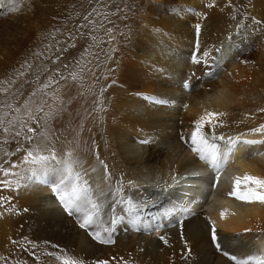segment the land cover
Returning a JSON list of instances; mask_svg holds the SVG:
<instances>
[{"label": "bare ground", "instance_id": "1", "mask_svg": "<svg viewBox=\"0 0 264 264\" xmlns=\"http://www.w3.org/2000/svg\"><path fill=\"white\" fill-rule=\"evenodd\" d=\"M19 1L0 0L1 91L11 85L7 56L42 47L35 41L42 18L21 13ZM132 1L123 8L122 0H103L85 24L86 31L95 25L96 39L77 68L80 84L70 78L28 100L18 113L35 125L0 126V166L10 169L0 172L10 182L0 184V264H63L56 256L84 264H235L232 255L264 254V203L229 195L235 177L264 178V145L244 143L264 138V129L253 131L264 125V0L216 6L218 14L204 20L193 9L213 0ZM52 54L19 69L13 88ZM220 62L229 69L218 79ZM209 112L224 115L205 122L203 133L221 154L231 148L219 173L192 151L195 122ZM28 152H54L55 168L72 163L103 205L98 223L80 227L82 214L70 215L32 175L38 166L24 160ZM247 187L255 185L242 181L240 190ZM103 228L113 229L112 243L94 237L107 238Z\"/></svg>", "mask_w": 264, "mask_h": 264}, {"label": "rangeland", "instance_id": "2", "mask_svg": "<svg viewBox=\"0 0 264 264\" xmlns=\"http://www.w3.org/2000/svg\"><path fill=\"white\" fill-rule=\"evenodd\" d=\"M35 1L38 2L35 3ZM19 2V10L21 13H29V15H36V18H42L40 20L37 19V21L39 20L37 22L38 26L41 25L42 27L40 26V32H38L39 34L35 37V41L37 42L36 44L42 47L41 50L37 52V54L34 51H32L31 53L28 52L32 49L31 47H26L25 50L23 48L22 53L17 57V59L7 56V67L5 69V74L8 78H11V85L9 87H4L5 90L3 91L0 90V126H15L17 121L20 122V125L18 126L35 125L33 123L34 117H32L31 119H28L27 117L22 118V116L18 113L19 110L28 103V100H30L35 94H51L56 90L58 86L60 87V84H62V82L64 83L67 79L70 78H75V82L80 84L81 78L80 74H78L79 69L77 68H80L81 63L83 62V52L91 49L92 44L96 39V32L92 30L95 25L89 28L90 30L88 29L89 31L87 30V32L85 29V24H87L88 22L91 23V21L94 20L93 16H95V14H98V5H100L103 0H20ZM127 2L128 0H122L121 3L123 4V8L125 3ZM212 2H205L201 5L196 6V8L193 9V12H197L199 14V19L204 20L213 16L214 14H218V10L214 8L216 6L219 7L222 11L224 7L229 9L237 4L235 0H225V2L220 1L217 5L215 3V0H213ZM132 3L133 5H135L134 0L132 1ZM5 7H7V5ZM121 12L119 11V13L116 15L117 20L120 19L121 14L123 13ZM229 14L231 15L232 12L228 11V15ZM39 22L41 23L39 24ZM260 43H264V37L262 38ZM8 46L10 50V47L12 48L13 44ZM51 50L53 51V54L49 56V58H46V62L44 61L43 64H39L41 69L37 70L36 73H32L33 76L26 80H23L21 85L14 89L13 86L17 81L16 73L18 72V70H21L18 73H24V69L27 64H29L31 61L38 62V60L43 59L44 53H47V51ZM1 57H3V55ZM28 58H30L29 61ZM238 61L240 62V59H238V57H236L235 59H231V64ZM222 64L223 63L220 62L218 65L220 66ZM223 65L225 67L220 66L216 74V77H218V79H220L219 75L221 74V72H227L229 69L228 64ZM216 69L217 68L215 67V70ZM0 88H2V84L0 85ZM54 98L56 99V102H60L59 98H56V96H54ZM48 102L49 100H46V103ZM44 110L45 108L41 109L42 112ZM23 120L24 122H22ZM263 139L264 138H261V140H259V143L257 144L264 145Z\"/></svg>", "mask_w": 264, "mask_h": 264}, {"label": "snow or ice", "instance_id": "3", "mask_svg": "<svg viewBox=\"0 0 264 264\" xmlns=\"http://www.w3.org/2000/svg\"><path fill=\"white\" fill-rule=\"evenodd\" d=\"M197 30H199V25H197ZM207 55L208 53L205 52L204 56ZM192 59L193 62H198L195 55H193ZM184 86L187 88L189 85L185 83ZM218 115L224 114L209 112L201 116L199 120L195 122L196 128L191 133L192 151L197 153L199 158L209 164L217 173H219L222 165L227 162L231 148H229L227 152L221 154L217 145L209 142L202 129L205 122L212 123V119ZM262 129H264V125H262L261 128L253 129V131L259 132ZM4 130L7 131V129ZM29 131H32V129H29ZM219 139L223 140L224 137L221 136ZM142 142L146 143L147 141ZM229 143L235 144L236 141H232L231 138H229ZM244 143L255 144L259 143V141H244ZM55 159L54 152L51 155H42L38 152L34 155L33 152H28L27 156L24 157L27 163L38 166L35 169H30L32 175L37 178L40 184L49 185L51 187L52 192L56 195L60 204L70 215L74 213L82 214L80 222L81 228H87L89 225L98 223L97 218L99 217L103 205L93 199L91 186L86 180H82L79 172L74 171L71 162H66L63 168L52 167L49 162L55 161ZM13 167H15V165H13ZM0 172L8 176L10 169L0 166ZM242 181L246 184L255 185V187H247L244 191H241L240 184ZM234 182V189L229 195L235 196L237 199L246 202L260 201L264 203V191H258V189H264V178L245 173L243 177H235ZM0 184H3L5 187L10 186V182L7 180L0 181ZM118 191H120V189H118ZM120 203H124V201H120ZM127 204L129 205L128 210H131V207L134 206L130 199L127 201ZM117 222L118 220L115 218L111 220L112 224ZM103 231L109 233L107 238L102 237L99 231L93 234L94 237L101 243H112L111 232L113 229L103 228ZM160 239L164 240V237H160ZM212 239L214 242L218 241L214 224L212 226ZM166 242L165 240V243ZM216 246L219 248V243H217ZM50 255L55 256L56 254L51 253ZM224 255L227 256L228 253L225 252ZM56 258L61 260L63 264H84L82 260L71 257L56 256ZM230 258L235 264H264V254L261 253L245 254L241 257L232 255ZM98 264H107V262L99 261Z\"/></svg>", "mask_w": 264, "mask_h": 264}]
</instances>
